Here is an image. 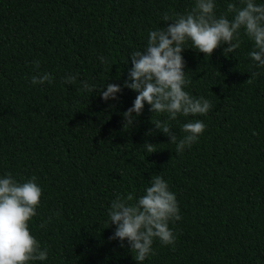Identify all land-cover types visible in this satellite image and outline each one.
I'll return each mask as SVG.
<instances>
[{"label": "trees", "instance_id": "1", "mask_svg": "<svg viewBox=\"0 0 264 264\" xmlns=\"http://www.w3.org/2000/svg\"><path fill=\"white\" fill-rule=\"evenodd\" d=\"M194 2L0 0V178L35 176L42 189L28 227L48 256L32 264H136L127 240L121 247L109 239L115 226L107 212L118 195L142 196L154 175L175 193L181 219L168 225L175 244L154 239L143 264H264V68L248 56L254 44L243 29L227 57L228 45L210 57L184 45V90L211 101L207 115L168 121L145 103L128 128L122 113L136 92L122 87L104 101L81 87L123 86L130 54L146 47L149 31L166 27L163 14L174 20ZM214 3L217 17L228 3L242 7L240 0ZM254 71L260 74L249 84ZM44 73L52 83H30ZM70 75L76 82L62 83ZM156 120L168 121L178 139L186 122L202 120L206 129L178 154Z\"/></svg>", "mask_w": 264, "mask_h": 264}, {"label": "clouds", "instance_id": "2", "mask_svg": "<svg viewBox=\"0 0 264 264\" xmlns=\"http://www.w3.org/2000/svg\"><path fill=\"white\" fill-rule=\"evenodd\" d=\"M240 4L242 7L228 3L225 14L219 17L215 13L214 0H195L190 11L177 15L174 20L164 13L166 27L149 31L146 47L130 54L131 67L123 86L107 83L103 87L106 90H102L81 81L82 90L99 92L104 101L117 99L116 94L122 87L136 92L132 106L122 113L123 126L127 124L128 128L142 113L145 103L152 113H167L168 121L175 120L178 115H207L213 108L211 101L193 97L184 90L189 81L185 78V61L181 53L186 48L185 43L190 41L191 48L208 57L217 47L228 45L223 48V55L227 57L240 47L243 29L254 44L248 56L254 66L264 68V4L257 5L254 0H240ZM229 13L233 14L231 20L227 18ZM99 59L101 63L108 62L103 56ZM33 67L39 69L40 61H33ZM259 74L252 72L246 82L251 84ZM53 80L50 73H44L33 75L30 83H52ZM76 80V75H70L62 83L71 85ZM168 121L152 123L169 137V143L175 145L178 154L196 143L206 129L202 120L186 122L182 125L185 135L178 139L171 132ZM143 145L148 153L156 151L154 144L145 142ZM149 183L144 194L135 201L131 193L118 195L107 212L108 225L115 226L109 239L119 240L121 247L127 240L129 250L135 253L136 264H143L152 253L154 239L165 246L174 245L176 236L168 225L170 221L181 219L175 193L170 191L164 178L154 175ZM41 196L42 189L35 176L23 183L13 179L10 173L0 178V264H32L47 259L48 250L41 249L28 227L29 221L37 215ZM46 223L42 222L40 227L44 228Z\"/></svg>", "mask_w": 264, "mask_h": 264}]
</instances>
